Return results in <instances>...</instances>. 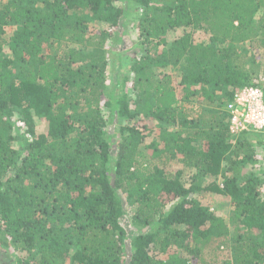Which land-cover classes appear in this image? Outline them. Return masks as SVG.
<instances>
[{"label":"trees","instance_id":"trees-1","mask_svg":"<svg viewBox=\"0 0 264 264\" xmlns=\"http://www.w3.org/2000/svg\"><path fill=\"white\" fill-rule=\"evenodd\" d=\"M243 88L264 93V0H0L3 262L264 264Z\"/></svg>","mask_w":264,"mask_h":264},{"label":"rangeland","instance_id":"rangeland-1","mask_svg":"<svg viewBox=\"0 0 264 264\" xmlns=\"http://www.w3.org/2000/svg\"><path fill=\"white\" fill-rule=\"evenodd\" d=\"M135 33L131 32V35L126 34L125 37V42H126V46L129 47L131 45V40L134 39L135 37H138V35L134 36ZM195 37H199L198 35H196ZM206 39L205 36L201 37V40ZM248 66L252 65V62H248L247 63ZM115 128H116V124L112 125L110 127V131L111 133H115ZM118 137V136H117ZM233 144H236L238 142V140H243L245 138V135H239V136H235L233 137ZM117 138H115V142H116ZM246 141L252 145V150L250 153H255V159L257 160L255 162V164L250 165L248 168L243 169V172L241 173V175L239 174V178L241 180H243V176H247L253 171H257L260 173V178L264 181V131L261 133H251L247 138ZM151 139L147 140L146 143L150 144ZM249 150H247L246 148H244L243 152H247ZM175 163V161H174ZM172 170H180V169H184L183 164H178L175 163L174 165H172ZM194 173L186 171V176L184 177V181L187 184V186H190V181H192V175ZM220 184L222 182H219ZM203 203L206 207H209L211 209H216L218 208L220 211L217 213L220 216H226L227 212H228V205H226L228 203L227 199H225V197L217 195V194H211V195H203ZM129 219L125 220L124 223L127 225V227H130V224L128 223ZM130 230H134L130 227ZM145 230V229H144ZM7 250H3L0 247V264H5L3 262V260H8L9 259V255H11V253L13 252V250L10 249V253L9 255L6 254ZM5 254V256H4ZM130 255L126 256V262L129 261ZM192 264H196V261L193 262Z\"/></svg>","mask_w":264,"mask_h":264},{"label":"built area","instance_id":"built-area-1","mask_svg":"<svg viewBox=\"0 0 264 264\" xmlns=\"http://www.w3.org/2000/svg\"><path fill=\"white\" fill-rule=\"evenodd\" d=\"M230 132L233 136L264 130V93L258 88L238 90L229 105Z\"/></svg>","mask_w":264,"mask_h":264}]
</instances>
